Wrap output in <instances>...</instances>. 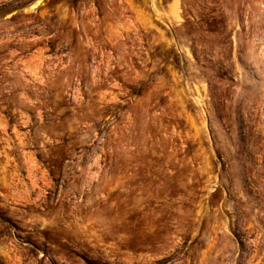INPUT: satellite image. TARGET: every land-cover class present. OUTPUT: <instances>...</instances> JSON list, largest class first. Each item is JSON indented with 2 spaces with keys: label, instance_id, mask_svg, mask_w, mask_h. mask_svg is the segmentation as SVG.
<instances>
[{
  "label": "rangeland",
  "instance_id": "1",
  "mask_svg": "<svg viewBox=\"0 0 264 264\" xmlns=\"http://www.w3.org/2000/svg\"><path fill=\"white\" fill-rule=\"evenodd\" d=\"M0 264H264V0H0Z\"/></svg>",
  "mask_w": 264,
  "mask_h": 264
}]
</instances>
